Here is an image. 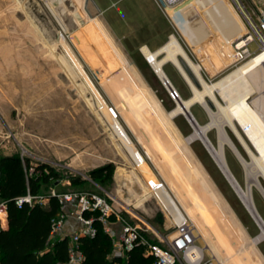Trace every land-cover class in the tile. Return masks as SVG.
Instances as JSON below:
<instances>
[{"label": "rangeland", "instance_id": "1", "mask_svg": "<svg viewBox=\"0 0 264 264\" xmlns=\"http://www.w3.org/2000/svg\"><path fill=\"white\" fill-rule=\"evenodd\" d=\"M231 1L247 26L246 13L256 19L258 6L264 5V0L256 4L254 0H240L244 13ZM82 7L83 0H0V158L16 154L23 160L29 158L53 167L59 178L42 184L41 194L53 190L102 194L126 216L150 224L165 235L174 232L172 220L177 222L180 213L190 215L198 223L195 234L197 242L205 247L206 257L219 264H234L228 255L239 252L244 256L240 264H264V239L253 242L260 231L258 224L204 144L200 140L187 143L191 124L184 115L170 116L176 102L148 59L135 48L132 37L128 40L122 35V39L112 42L96 20L109 44L93 42L94 57L83 56L84 48L80 49L82 45L73 35L76 26L71 23L77 21L76 13ZM84 28L92 32L90 25ZM214 46L207 48L215 52L218 45ZM233 59L218 75L205 79L214 81L236 67ZM165 70L180 95L189 97L190 86L177 68L169 62ZM189 73L201 87L195 75ZM206 99L217 110L216 104ZM192 111L200 122L209 121L201 104H194ZM227 130L250 160L228 126ZM208 135L217 143L216 128ZM186 147L223 202L224 214L212 201L209 208L214 207L212 212L217 213L211 212L212 240L219 247V259L198 230L204 218L188 188V182L197 177L188 167L189 154L183 150ZM226 157L240 183L246 186L244 167L229 147ZM106 165L112 168L110 175L104 172L106 178L90 175ZM253 198L264 218V197L256 187ZM116 232L118 237L120 231ZM231 240L234 243L228 245Z\"/></svg>", "mask_w": 264, "mask_h": 264}, {"label": "bare ground", "instance_id": "2", "mask_svg": "<svg viewBox=\"0 0 264 264\" xmlns=\"http://www.w3.org/2000/svg\"><path fill=\"white\" fill-rule=\"evenodd\" d=\"M224 1L229 2L232 6L231 11L234 12L235 15L234 31L232 27H229L231 25V20L226 19L224 16L225 9H220L221 11H217L214 0H188L187 4H185L183 8V12H181L184 19L183 23L180 25V29L177 28V26L175 27L173 22H171L168 16L161 10L166 19L171 24L174 32L159 49L153 51L149 49L148 46L143 45L141 47V51L145 58L148 59V62H150L154 71L162 80L166 88H171V86L175 88V85L169 80V76L167 75L164 68L165 63L170 61L176 64L178 67H181V59H179V57H183L196 71L201 82V87H198L190 79L189 81L192 87V94L189 97H184L181 95L180 98L177 97L175 99V107L170 111L169 114L172 117L181 114L187 118L192 126V132L186 138L187 143L200 140L206 147L209 154L215 160L221 171L224 173L231 186L234 188L235 192L240 197L259 226L260 231L253 238V242L256 244L257 242H260L264 239V218L257 208L253 198L254 187H256L264 197V185L261 180V178L264 179V95L262 94L264 89V49L246 60L241 62L239 61L240 56H238L237 52L234 51L233 42L236 39H240L242 35L248 31V28L240 17V14L238 13L232 1ZM228 6L226 5V7ZM224 21H228L226 22L227 24L224 25ZM200 25L204 26L205 30L203 31L207 33V39L209 41L206 43L208 45H215L216 47L218 45V48L215 49V52H213L209 51V49L204 48L203 46L198 47L197 50L200 56V61L202 60L200 63H198L193 61L188 55L178 35L179 33L181 34L184 26L196 28ZM28 33H30V31ZM223 43L225 44V48H223ZM221 48H223V50ZM229 51L233 52L237 66L230 69L216 80L207 81L201 74V66L205 64L206 67L207 64L209 65L211 63L214 65V62L217 59H220L218 56L220 52L228 53ZM224 60H226V58ZM220 62H218V64ZM185 75L188 78L187 74ZM217 94L224 100V102L218 98ZM253 94L255 95L251 100L250 98ZM206 97L210 98L216 104L217 110L211 108ZM197 103L204 107L210 117L209 121L206 123L200 122L192 111V106ZM227 126L242 144L244 149L249 153L250 160L245 157L233 137L229 134ZM213 128H216L217 130V143L213 142L208 135L209 131ZM227 147L233 151L235 157L244 167L246 174V186H243L240 183L227 161ZM183 150L187 153V155L189 154L188 167L190 170L192 169L194 171V174L197 177H194L195 181L191 179L190 182H188V188L191 192V196L197 201V209L204 218L203 223L198 225V230L201 231V236L203 239L208 242L207 246L210 251H212L213 255L219 259L221 258V253L218 250L219 247L214 243L215 240H212V223L214 219L212 217L213 215H211V212L212 208L214 207L211 209L209 208L210 202L212 201L216 204L218 211L221 214H224L223 202L218 194L212 189L206 176L201 171V168L197 166L195 162H193L191 151H189L187 147ZM215 212L212 213L214 214ZM216 214L217 213H215V215ZM221 216L222 215H220V217ZM184 217L190 219L196 228L198 223L195 224V221L190 215H184L183 213H180L177 222H180ZM219 223H222L221 220ZM221 227L222 226L220 225V228ZM222 229L223 228H221V230ZM238 230L235 227L236 235L242 241L243 236ZM218 234L220 233H217L216 235ZM224 235L221 236V239L224 237ZM217 238L219 237L217 236ZM233 243V240H231V242H227L228 245H232ZM223 247L225 246L223 245ZM238 253L239 252H237L236 255L235 253H230L228 255L229 260L234 264H240L241 261H243V253ZM222 263L225 264L224 261Z\"/></svg>", "mask_w": 264, "mask_h": 264}, {"label": "built area", "instance_id": "3", "mask_svg": "<svg viewBox=\"0 0 264 264\" xmlns=\"http://www.w3.org/2000/svg\"><path fill=\"white\" fill-rule=\"evenodd\" d=\"M233 1L240 10L246 13L240 0ZM260 1L254 0V3ZM155 2L175 27L177 26L180 29L184 19L181 12H183L188 0H155ZM246 20L248 31L240 39L233 42V49L240 56V62L264 49V5L258 6L256 19L246 13ZM167 89L174 100L177 97L180 98L178 89L173 86ZM262 94L264 95V89ZM32 170L33 167L30 168V171ZM51 195L57 196L61 203V213L52 219V236L62 231L64 221L68 215L67 206L69 203L75 204L76 216L81 223L79 229L70 236L68 258L63 264L84 263L85 254L80 245V238L84 235H95L97 230L94 225L95 219L102 223L104 230L112 237L114 248L110 253V257L113 260L115 259V264H126L129 260L128 252L137 245L144 247L146 256L154 257L152 264H219L214 259L206 257L205 247L197 242L195 227L192 221L186 217L180 222L171 219L175 230L170 235H165L149 225L136 221L132 216H126L109 202L106 196L93 192L74 190L58 192L53 190L48 195H33L28 192L26 195L17 197L16 203L19 207L24 202L30 204L37 201L45 203ZM85 211H97V215L87 217ZM0 215H7V200L0 201ZM115 222L120 223L118 237H116Z\"/></svg>", "mask_w": 264, "mask_h": 264}, {"label": "trees", "instance_id": "4", "mask_svg": "<svg viewBox=\"0 0 264 264\" xmlns=\"http://www.w3.org/2000/svg\"><path fill=\"white\" fill-rule=\"evenodd\" d=\"M219 5L226 6V2L221 0ZM111 171V166L106 165L92 170L90 175L102 179L108 176L104 172L110 175ZM0 173V199L7 200V226L0 220V264H63L68 258L70 236L50 239L52 219L61 213L58 197L51 195L45 203L24 202L21 207L16 203L17 197L28 192L41 194V185L59 178V173L46 163L23 160L16 154L0 158ZM91 215H97V211H85V216ZM94 225L97 229L94 236L80 238L85 254L83 264H115V259L109 257L114 248L112 237L98 219ZM128 253L126 264H152L154 260L144 254L141 245Z\"/></svg>", "mask_w": 264, "mask_h": 264}, {"label": "crops", "instance_id": "5", "mask_svg": "<svg viewBox=\"0 0 264 264\" xmlns=\"http://www.w3.org/2000/svg\"><path fill=\"white\" fill-rule=\"evenodd\" d=\"M84 6L86 9L84 8ZM216 7L218 9L217 11H221L222 9H225L226 11L228 9L227 7H224L221 5H216ZM82 9L84 10V13H82L83 12ZM82 9H80V12L76 13L78 17L77 21L73 20L71 23H73V25L76 26L73 28V32L75 33L73 35L76 37L77 39L76 41L80 45H82L80 49L84 48L83 56H87L89 58H92L95 55L92 53V49L94 48L93 42L104 41L108 43L106 36L96 26L95 24L96 20L101 24L108 38L110 39V41L117 42L118 40L122 39V35H125V38L128 40L130 39V37H132L133 42H135V48L139 49L140 51L143 45L148 46V48L153 51L159 49L169 39L170 35L174 32L171 24L166 19V17L164 16V14L162 13V11L157 6L154 0H83ZM70 15L74 17L72 13H70ZM225 17L226 19L231 20L230 21L231 25L229 27H232L234 31V28H235L234 18L228 15L227 13ZM226 22L228 21H224L223 24L224 25L227 24ZM89 25L91 26L92 32L85 31L84 26H89ZM121 28H123L124 30ZM78 29H81V30H78ZM203 30H205L203 25H200L199 27H196V28H191L189 26V27H186V29L184 31L182 30L181 32V34L186 39H183L182 38L183 36H181L180 33L178 35L188 55L191 57L193 61L198 62V63H200L202 60L200 61V56L198 54L197 49L200 46L207 48L208 44L206 42L209 41L207 39V33ZM196 42L198 44H196ZM204 42L207 45H205ZM224 46L225 44L223 43V48H225ZM88 48L90 50L86 51V49L88 50ZM223 48L221 49L223 50ZM93 51L95 52L94 49ZM229 52L228 53L225 52L227 55L224 52L222 53L220 52L218 54L220 59H217L216 60L217 62L215 61L214 65L212 63L209 65L207 64L206 67H205V64L202 65L201 74L203 75V77L206 79H210L212 75L213 76L218 75L228 65L234 62V59H233L234 54L232 51L230 53ZM225 58L226 60H224ZM179 59H181V67H178L176 64L170 61L169 62L172 63L177 68L178 72L182 75V77L185 79V81L190 86V89L192 87H191L189 80L191 79L193 83L195 82L191 78L189 71H191L195 75V77L197 78L200 84L201 83L200 79L196 71L191 67V65H189L188 62L183 57H179ZM223 61H224V64H223ZM169 62L165 63L164 68ZM218 62H220L222 66L220 65V63L218 64ZM185 74H187L189 79L186 77ZM167 75L169 76L168 73ZM169 80L173 82L170 76H169ZM70 207L72 206H67L68 215L64 221L62 231L59 234H56L55 238L63 237L65 235L71 236L72 233L77 231L79 227L81 226V223L76 216L75 206H73L74 208L73 207L71 208L72 211H69ZM2 217L4 218L2 219V223L5 227L7 226V215H1L0 218ZM149 226L153 227L150 224ZM114 227L117 231H120L119 222H115ZM50 239L51 241H53L54 236L51 235ZM110 255L111 254H109V257Z\"/></svg>", "mask_w": 264, "mask_h": 264}, {"label": "flooded vegetation", "instance_id": "6", "mask_svg": "<svg viewBox=\"0 0 264 264\" xmlns=\"http://www.w3.org/2000/svg\"><path fill=\"white\" fill-rule=\"evenodd\" d=\"M214 4H215V7H216V5H219V3L221 2V0H214ZM224 7H226L225 5H223ZM228 8V7H227ZM216 10H218L217 9V7H216ZM228 10V11H227ZM226 11H225V15H226V13L228 14V15H230V16H232L233 18H235V15H234V12H232L231 11V9L229 8V9H227ZM224 15V16H225ZM226 18V17H225Z\"/></svg>", "mask_w": 264, "mask_h": 264}, {"label": "water", "instance_id": "7", "mask_svg": "<svg viewBox=\"0 0 264 264\" xmlns=\"http://www.w3.org/2000/svg\"><path fill=\"white\" fill-rule=\"evenodd\" d=\"M192 116V115H191Z\"/></svg>", "mask_w": 264, "mask_h": 264}]
</instances>
